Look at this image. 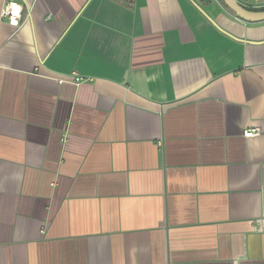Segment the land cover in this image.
Listing matches in <instances>:
<instances>
[{
  "label": "crops",
  "instance_id": "obj_1",
  "mask_svg": "<svg viewBox=\"0 0 264 264\" xmlns=\"http://www.w3.org/2000/svg\"><path fill=\"white\" fill-rule=\"evenodd\" d=\"M18 1L16 27L0 0V264H264V20Z\"/></svg>",
  "mask_w": 264,
  "mask_h": 264
},
{
  "label": "built area",
  "instance_id": "obj_2",
  "mask_svg": "<svg viewBox=\"0 0 264 264\" xmlns=\"http://www.w3.org/2000/svg\"><path fill=\"white\" fill-rule=\"evenodd\" d=\"M23 7L18 0H4V4L1 9V17L7 20L10 24L19 27L23 18ZM83 79L79 76H75L74 82L79 83ZM60 83L64 81L63 78L58 80ZM258 132L257 128L249 129L245 131L246 137L255 136Z\"/></svg>",
  "mask_w": 264,
  "mask_h": 264
},
{
  "label": "water",
  "instance_id": "obj_3",
  "mask_svg": "<svg viewBox=\"0 0 264 264\" xmlns=\"http://www.w3.org/2000/svg\"><path fill=\"white\" fill-rule=\"evenodd\" d=\"M221 1L233 14H235V16H238L239 18L245 21L258 22L264 20V10H250L246 8V6L238 2L237 0H221ZM196 6L199 8V10H203L197 4ZM202 12L205 13L204 11Z\"/></svg>",
  "mask_w": 264,
  "mask_h": 264
},
{
  "label": "trees",
  "instance_id": "obj_4",
  "mask_svg": "<svg viewBox=\"0 0 264 264\" xmlns=\"http://www.w3.org/2000/svg\"><path fill=\"white\" fill-rule=\"evenodd\" d=\"M221 3H222V1H221ZM244 6H246V8H248L250 10H264V6L263 7H259V8H256V7H253V6H250V5H246V4Z\"/></svg>",
  "mask_w": 264,
  "mask_h": 264
}]
</instances>
